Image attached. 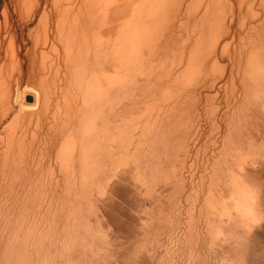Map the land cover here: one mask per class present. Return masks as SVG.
Wrapping results in <instances>:
<instances>
[{
	"label": "rangeland",
	"instance_id": "374dc122",
	"mask_svg": "<svg viewBox=\"0 0 264 264\" xmlns=\"http://www.w3.org/2000/svg\"><path fill=\"white\" fill-rule=\"evenodd\" d=\"M245 154L264 210V0L4 3L0 264H218L205 204Z\"/></svg>",
	"mask_w": 264,
	"mask_h": 264
},
{
	"label": "clouds",
	"instance_id": "9594fccd",
	"mask_svg": "<svg viewBox=\"0 0 264 264\" xmlns=\"http://www.w3.org/2000/svg\"><path fill=\"white\" fill-rule=\"evenodd\" d=\"M242 159L244 164L230 173L229 179L219 192L209 194L205 204L208 251L231 249L219 259L218 264H246L251 237L261 225H264V210L260 207L262 188L256 183L249 182L245 175V168L256 169L259 167V161L250 154H245ZM107 196L106 188L104 194L98 198L104 200ZM143 198H151V193L145 191ZM93 210L96 217V236L103 245L99 254L106 256L112 246L110 241L112 228H103L104 218L97 207Z\"/></svg>",
	"mask_w": 264,
	"mask_h": 264
},
{
	"label": "water",
	"instance_id": "95a60500",
	"mask_svg": "<svg viewBox=\"0 0 264 264\" xmlns=\"http://www.w3.org/2000/svg\"><path fill=\"white\" fill-rule=\"evenodd\" d=\"M25 100H27V101H32V95H30V94H26V95H25Z\"/></svg>",
	"mask_w": 264,
	"mask_h": 264
},
{
	"label": "trees",
	"instance_id": "16d2710c",
	"mask_svg": "<svg viewBox=\"0 0 264 264\" xmlns=\"http://www.w3.org/2000/svg\"><path fill=\"white\" fill-rule=\"evenodd\" d=\"M7 0H0V11H1V9H2V7H3V5H4V3L6 2Z\"/></svg>",
	"mask_w": 264,
	"mask_h": 264
},
{
	"label": "bare ground",
	"instance_id": "6f19581e",
	"mask_svg": "<svg viewBox=\"0 0 264 264\" xmlns=\"http://www.w3.org/2000/svg\"><path fill=\"white\" fill-rule=\"evenodd\" d=\"M24 96H25V94H24ZM24 96H23V99H24ZM34 100H35V97H34V95H32V101H27V100H25V101H27V102H33Z\"/></svg>",
	"mask_w": 264,
	"mask_h": 264
}]
</instances>
